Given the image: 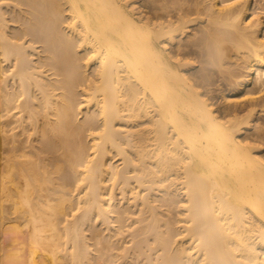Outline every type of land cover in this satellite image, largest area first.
I'll return each mask as SVG.
<instances>
[{
  "label": "bare ground",
  "instance_id": "6f19581e",
  "mask_svg": "<svg viewBox=\"0 0 264 264\" xmlns=\"http://www.w3.org/2000/svg\"><path fill=\"white\" fill-rule=\"evenodd\" d=\"M0 264H264V0H0Z\"/></svg>",
  "mask_w": 264,
  "mask_h": 264
},
{
  "label": "rangeland",
  "instance_id": "374dc122",
  "mask_svg": "<svg viewBox=\"0 0 264 264\" xmlns=\"http://www.w3.org/2000/svg\"><path fill=\"white\" fill-rule=\"evenodd\" d=\"M227 91V93L229 92L228 90H226ZM232 93V92H231ZM231 93H229V94H231ZM216 100V99H215ZM220 100V101H219ZM218 101H217V103H219V102H221V98L219 99ZM222 103H223V101H222ZM115 158H116V160H115ZM115 158H114V161H119V159H120V157L119 156H115Z\"/></svg>",
  "mask_w": 264,
  "mask_h": 264
}]
</instances>
